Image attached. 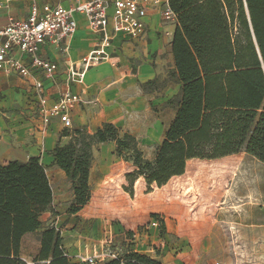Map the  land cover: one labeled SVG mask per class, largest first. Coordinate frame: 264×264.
Returning <instances> with one entry per match:
<instances>
[{"label": "trees", "instance_id": "trees-1", "mask_svg": "<svg viewBox=\"0 0 264 264\" xmlns=\"http://www.w3.org/2000/svg\"><path fill=\"white\" fill-rule=\"evenodd\" d=\"M170 7L178 17L170 79L181 87L169 102L176 115L153 160L146 158L137 137L111 123L95 133L65 131L62 136L70 141L51 154L76 197L71 215L92 199L91 169L100 144L113 143L115 157L134 167L124 187L131 196L140 178L151 193L153 185L162 188L185 175L192 160L222 161L244 152L264 163V0H170ZM52 203L47 168L39 158L0 164V264H27L21 256L23 239L41 228L40 218ZM152 218L160 221L157 214ZM38 240L35 264H80L65 255L55 228ZM103 264L163 262L129 250Z\"/></svg>", "mask_w": 264, "mask_h": 264}, {"label": "crops", "instance_id": "crops-1", "mask_svg": "<svg viewBox=\"0 0 264 264\" xmlns=\"http://www.w3.org/2000/svg\"><path fill=\"white\" fill-rule=\"evenodd\" d=\"M36 1L70 8L77 0ZM30 2L15 3L0 9V28L7 24L9 17L26 18ZM76 20L77 31L67 53L52 45H47L42 51L44 58L59 66L57 80L44 81L49 105L69 88L81 97L82 102L71 113L72 129H66L59 119H54L47 128L40 126L36 116L38 97L32 82L14 75L0 76V164L39 158L47 168V174L51 170L57 175L52 180L48 174L53 190L52 209L41 216V228L23 239L21 256L27 264H35L40 253L38 239L45 230L55 228L60 231L64 247L74 255L81 242L103 244L107 234H119L123 230L121 226L114 228V231L107 229L111 218L118 217L129 228L135 226L137 223L133 215L139 211L137 206L145 202L147 196L157 194L169 184L162 188L153 185L155 192L145 194L147 185L140 178L135 183L133 196L126 192L121 195L120 189L127 186L125 174L132 172L134 167L127 164L128 170L124 171L125 162L123 166L119 165V159L114 155L115 145L100 144L94 150L91 169L92 199L78 214L69 213L76 197L65 173L54 165L51 154L59 143L65 145L70 141L71 137H63V133L75 129L95 133L104 123H111L137 137L143 151H146L164 140L176 110L167 123L163 111L172 107L169 102L181 87L170 79V74L175 70L172 44L178 20L175 23L163 21L159 10L151 11L146 18V39L130 40L122 34L115 36L111 46L106 49L111 58L89 68L83 80L70 83L71 73L80 70L83 57L88 56L98 42L97 36L88 27V20L81 15H76ZM154 81L157 82L156 86L145 89L144 85ZM118 198L125 205L123 211L114 209ZM235 209L230 208L231 213ZM146 210L156 214L162 209L156 205L148 206ZM28 241H33L36 246L34 256L27 255Z\"/></svg>", "mask_w": 264, "mask_h": 264}, {"label": "rangeland", "instance_id": "rangeland-1", "mask_svg": "<svg viewBox=\"0 0 264 264\" xmlns=\"http://www.w3.org/2000/svg\"><path fill=\"white\" fill-rule=\"evenodd\" d=\"M174 110L164 109L166 123ZM155 150L156 146L146 149V158L153 160ZM118 163L123 166L122 160ZM127 164L131 165L125 163L124 171ZM48 174L52 180L57 177L51 170ZM124 187L121 195L126 192ZM115 204L114 209L124 210L121 199ZM156 205L161 206L156 214L165 230L158 221V230L141 231L139 225L150 228L155 220L146 209ZM232 207H236L233 213ZM137 208L135 226L127 227L118 217L107 224L111 231L123 227L113 235L111 249L117 256L133 250L163 264H264V163L244 152L222 161L190 162L183 177L174 178L166 188L147 196ZM26 249L27 255H36L33 241H28Z\"/></svg>", "mask_w": 264, "mask_h": 264}, {"label": "built area", "instance_id": "built-area-1", "mask_svg": "<svg viewBox=\"0 0 264 264\" xmlns=\"http://www.w3.org/2000/svg\"><path fill=\"white\" fill-rule=\"evenodd\" d=\"M26 1L0 0V9ZM155 10L160 11L167 23L178 20L170 7V0H77L70 8L31 0L26 18L9 17L7 24L0 28V76L14 75L32 82L38 97L36 116L40 126L47 128L54 119H59L66 129H72L71 113L82 102L81 97L69 88L49 105L44 81L55 82L59 77V66L42 56L43 49L52 45L67 53L78 27L76 15L84 16L98 42L92 52L83 57L80 70L71 73L69 82L83 80L89 68L111 58L106 49L115 36L122 34L130 40L146 39V18ZM150 229L158 230L159 222L151 221L150 228L140 225L141 231ZM112 244L113 236L110 235L103 244L81 242L74 255L64 247L65 255L80 264H103L117 258L111 249Z\"/></svg>", "mask_w": 264, "mask_h": 264}]
</instances>
